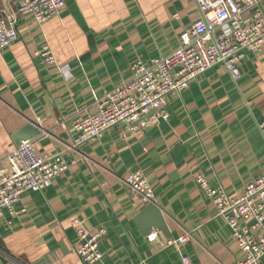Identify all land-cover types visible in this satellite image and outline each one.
I'll use <instances>...</instances> for the list:
<instances>
[{
  "label": "crops",
  "instance_id": "crops-1",
  "mask_svg": "<svg viewBox=\"0 0 264 264\" xmlns=\"http://www.w3.org/2000/svg\"><path fill=\"white\" fill-rule=\"evenodd\" d=\"M18 1L9 7L19 38L0 52V158L36 122L38 155L60 154L68 168L0 219V264H84L75 221L106 232L96 264H239L244 254L197 178L230 197L264 178V45L247 52L237 82L218 64L168 95V121L135 133L120 123L75 146L72 124L97 113L96 100L129 81L137 64L177 50L201 11L196 0H66L60 15L38 24L16 14ZM45 45L57 65L36 54ZM136 172L153 189L163 227L143 221L147 205L124 182ZM187 232V243L168 244Z\"/></svg>",
  "mask_w": 264,
  "mask_h": 264
},
{
  "label": "built area",
  "instance_id": "built-area-1",
  "mask_svg": "<svg viewBox=\"0 0 264 264\" xmlns=\"http://www.w3.org/2000/svg\"><path fill=\"white\" fill-rule=\"evenodd\" d=\"M201 11L198 19L183 35V44L171 54L152 60L148 65L137 64L132 78L96 100L98 111L79 118L72 124L76 133L75 146L98 141L103 134L120 123L130 132L168 121L167 96L181 94L190 82L210 68L222 64L233 81L241 77L240 63L247 52H258L264 45V0H196ZM66 0H19L16 14H31L34 21L43 24L61 14ZM19 38L15 16L0 13V52ZM47 65H57L48 46L36 51ZM71 79L67 67L61 68ZM264 138V121L258 124ZM68 168L62 155L39 156L33 141H23L0 158V219L6 211L29 191L43 192L47 186ZM145 205L156 204L152 187L140 172L124 178ZM200 191L212 202L219 217L232 230L234 240L244 254L239 264H259L264 257V178L250 183L237 197L212 188L203 175L197 178ZM251 219V224L246 220ZM79 243L76 252L84 264L102 263L100 243L105 230L89 232L78 221ZM187 232L169 245H182L192 238ZM151 241L155 233L148 235ZM190 264V259H184Z\"/></svg>",
  "mask_w": 264,
  "mask_h": 264
},
{
  "label": "water",
  "instance_id": "water-1",
  "mask_svg": "<svg viewBox=\"0 0 264 264\" xmlns=\"http://www.w3.org/2000/svg\"><path fill=\"white\" fill-rule=\"evenodd\" d=\"M1 2L5 7L6 13L10 17H12L13 15L11 13L8 0H1ZM33 125L36 126L37 123L34 122ZM33 125L32 124L27 125L24 129H22L20 132L16 134L15 139L17 145L21 144V142L23 141L31 140L32 137L39 135L38 130ZM144 211L146 213L145 214L146 217L143 219V221H145L148 224L153 223L155 224V226L163 227V225L161 224L162 222L161 213L159 211V208L156 206V204L147 205Z\"/></svg>",
  "mask_w": 264,
  "mask_h": 264
},
{
  "label": "trees",
  "instance_id": "trees-1",
  "mask_svg": "<svg viewBox=\"0 0 264 264\" xmlns=\"http://www.w3.org/2000/svg\"><path fill=\"white\" fill-rule=\"evenodd\" d=\"M13 5V2H12V0L11 1H9V6H12ZM5 10H4V8H3V6H2V2H1V0H0V13H2V12H4Z\"/></svg>",
  "mask_w": 264,
  "mask_h": 264
}]
</instances>
